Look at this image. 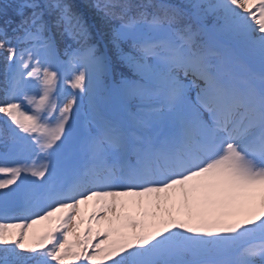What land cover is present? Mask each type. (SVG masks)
<instances>
[{
  "label": "snow or ice",
  "instance_id": "snow-or-ice-1",
  "mask_svg": "<svg viewBox=\"0 0 264 264\" xmlns=\"http://www.w3.org/2000/svg\"><path fill=\"white\" fill-rule=\"evenodd\" d=\"M84 8L139 75L121 80L139 104L124 120L96 104L117 66L73 0H18L15 44L0 27V138L30 156L0 154V264H264V0Z\"/></svg>",
  "mask_w": 264,
  "mask_h": 264
},
{
  "label": "trees",
  "instance_id": "trees-1",
  "mask_svg": "<svg viewBox=\"0 0 264 264\" xmlns=\"http://www.w3.org/2000/svg\"><path fill=\"white\" fill-rule=\"evenodd\" d=\"M176 2H179V0H176ZM17 3L18 0H0V9L3 10V15L0 16V27H6L8 37H13L12 39L13 44L16 43V40L14 39V36L16 34L13 32V29L15 28V24L13 23L5 26L4 21L9 18H11L14 21H18L19 17L16 16ZM73 3L76 4L78 10L84 12L85 19L90 24L89 31L91 33V39L88 42L97 44L98 51H102L103 49L107 50L111 64L117 66L116 72L110 73V76L105 77L104 83L106 84L110 83V85H112L114 83L116 84L121 83L122 79L137 78L138 74H136L129 65H127L122 60H120L116 48L111 43V33L109 28L105 26L101 21L92 19V15H93L92 12L84 8V0H73ZM212 17L213 16L209 15L205 19V23L208 24V22L212 19ZM101 31H103L105 35L101 36L100 35ZM208 36L211 37V35ZM57 39L59 40V37H57ZM205 39H207V36L205 37ZM65 41L67 43H71L73 48L78 46L75 42L68 40L67 37H65ZM120 49L124 53L130 52L132 50L130 41L127 40L122 41L120 43ZM2 55L3 54H0V89L4 87V79H5V62L2 58ZM2 96H3V92L0 91V98H2ZM0 129H5V130L8 129V125L5 124V118L3 116H0ZM0 144H3L2 138H0Z\"/></svg>",
  "mask_w": 264,
  "mask_h": 264
},
{
  "label": "rangeland",
  "instance_id": "rangeland-1",
  "mask_svg": "<svg viewBox=\"0 0 264 264\" xmlns=\"http://www.w3.org/2000/svg\"><path fill=\"white\" fill-rule=\"evenodd\" d=\"M102 54H104V53H102ZM61 60H64V59L61 58ZM252 68H253L254 71H258L259 63L258 62H253ZM105 76L101 77L98 82L94 83V99H95V102L98 105V107L100 108V110L104 114H106L105 109L103 108L102 104L100 103V99L103 97V101L106 104H108L109 107L116 112L118 117L121 118L122 114H128L130 112L131 103L139 104V101L125 96V94L122 91L121 83L107 85L106 89L104 91L103 78ZM180 76H181V78H182V80H183V82L185 84H189L191 82V80L193 79L191 74H189L188 76L185 77L183 72L180 73ZM197 83H198V81H197ZM198 84L201 87H203V82L202 81L199 82ZM31 90H34V89H30V91ZM198 90L199 89L194 87V86L189 88L188 97H189V101L191 103H195L196 93L198 92ZM70 92H71V89H68V88L64 89V95L65 96L68 95ZM106 93H108V96L105 97ZM85 101H87V98H85ZM205 118H207V114L206 113H205ZM19 155H20V153L18 154L17 152L10 150V152L7 153L8 162L12 163L15 159H16L15 161H17L18 157H20Z\"/></svg>",
  "mask_w": 264,
  "mask_h": 264
}]
</instances>
